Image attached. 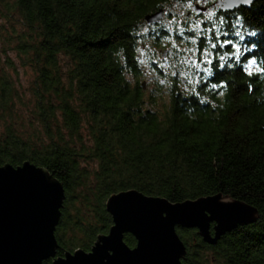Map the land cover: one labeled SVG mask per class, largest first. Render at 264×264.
Instances as JSON below:
<instances>
[{
	"label": "trees",
	"instance_id": "16d2710c",
	"mask_svg": "<svg viewBox=\"0 0 264 264\" xmlns=\"http://www.w3.org/2000/svg\"><path fill=\"white\" fill-rule=\"evenodd\" d=\"M199 1L5 4V19L20 26L10 43L34 78L27 96L16 83L20 71L9 55L15 50L0 49V167L29 161L63 184L57 256L89 251L113 224L106 210L109 197L134 189L172 203L223 194L255 207L254 223L238 226L215 245L204 242L196 229L177 227V232L187 246L183 264H264V74H248L264 66V0L232 11L207 2L219 8L218 15L234 14L227 17L232 26L215 19L199 34L185 29L180 42L195 39L188 44L194 57L201 59L207 48L213 63L197 64L187 74L171 71L169 98L160 110L155 106L164 86L159 83L147 94L140 83L145 16L161 8L166 14L173 2ZM156 27L152 37L158 43L170 33ZM222 31L241 46L254 41L249 48L258 63L245 68L246 61L226 58L225 67L215 68L219 55L235 52L231 45L219 46ZM253 31L256 36L249 35ZM185 82L189 87L182 89ZM68 232L73 239H66ZM124 240L136 245L131 234Z\"/></svg>",
	"mask_w": 264,
	"mask_h": 264
},
{
	"label": "water",
	"instance_id": "95a60500",
	"mask_svg": "<svg viewBox=\"0 0 264 264\" xmlns=\"http://www.w3.org/2000/svg\"><path fill=\"white\" fill-rule=\"evenodd\" d=\"M255 0H217L222 11L249 7ZM221 4L223 7H221ZM197 14L207 11L194 5ZM165 10L145 16L160 23ZM63 184L46 168L26 161L19 167H0V264H183L187 246L177 227L196 229L204 242L215 245L238 226L254 223L258 210L223 194L172 203L164 197L131 189L115 193L106 202L113 224L97 237L89 251L77 249L57 256L55 232L65 200ZM214 224V226H212ZM126 234L136 239L130 247Z\"/></svg>",
	"mask_w": 264,
	"mask_h": 264
},
{
	"label": "rangeland",
	"instance_id": "374dc122",
	"mask_svg": "<svg viewBox=\"0 0 264 264\" xmlns=\"http://www.w3.org/2000/svg\"><path fill=\"white\" fill-rule=\"evenodd\" d=\"M12 1L13 0H0V49L3 47L9 48V46H11L13 50H15L10 52L9 55L17 64L20 71L19 80L16 81V83L18 84L20 91L27 93L28 96L30 93H28L30 83L34 78V74L29 67H21L15 45L10 43L13 36L12 32L15 29H20V26L15 21L6 20L4 16L7 13L5 10V4ZM207 2L211 3V0H200L199 2L187 4L173 2L167 5L166 14L163 20L158 23V27L165 28L170 34L158 43H156L152 37L157 31V24L149 26L145 22V25L141 29V34L146 37L143 38V40L146 41L147 44L142 47V51L140 52V61L143 69L140 83L144 85V90L147 94L156 89L159 83L164 86V90H161L159 93L158 105L155 106L158 110L162 108L164 102H167L169 98L166 83L169 81L170 72L173 70L177 71L178 69L179 71L186 70L185 74H187L188 72H192L191 70L193 66L204 64L205 57L202 55V58L198 60L196 55L194 57L192 53L193 47H189L188 45L194 43L195 39L180 42V38L186 36L184 34L186 33L185 29L190 27L192 31L195 30V33L199 34L201 33V27L205 22L212 23L216 19V16H218V7ZM195 4L204 5L207 7V11L197 14V11L193 9ZM176 35H179V40L175 38ZM196 52L195 48V53ZM160 72L164 74V77H161ZM191 81L193 80L191 79ZM187 82H189V80H187ZM187 82L181 85L182 89L189 87L185 86ZM34 126L37 127V123L34 122ZM92 164V166L95 167V164ZM73 237L74 233L68 232L66 239H73ZM193 244L195 243L193 242Z\"/></svg>",
	"mask_w": 264,
	"mask_h": 264
},
{
	"label": "snow or ice",
	"instance_id": "6c2138e0",
	"mask_svg": "<svg viewBox=\"0 0 264 264\" xmlns=\"http://www.w3.org/2000/svg\"><path fill=\"white\" fill-rule=\"evenodd\" d=\"M211 2L213 4H215V0H211ZM246 2H251V0H246ZM221 7H223V5L221 4ZM230 15H234L232 13H224L222 15H218L216 16V19L218 20V22L220 24H224V25H228L229 27H231V22L230 20L227 18ZM220 35H222L223 37H225L224 40H222L219 44L220 47H224L226 45H231L233 48H235V52L229 54L228 52H225L224 54H221L218 56V60L217 63L215 64V68H223L225 67V64L223 63L225 61L226 58L228 59H233L235 60L236 63H244V67L247 68L248 65H256L258 63V60L255 58L257 53L255 51H253L252 48H249V43H251L253 45V48L255 47V42L254 41H249L248 43L243 44L242 46L239 43H233V41L231 39H227V37L229 36V32L228 31H222L220 33ZM234 36L240 37V40H244L243 35L241 34L240 31H235L233 33ZM250 36H256V32H250L249 33ZM213 39H218V37L214 34ZM211 47L213 49H217V43H211ZM245 53H247V55H245ZM202 55L205 57L204 59V63L205 64H212L213 61L210 58L211 57V53L208 52L207 48H204ZM249 57H253L252 59H249ZM230 66V65H229ZM205 71H208L207 68H205ZM210 75L212 73H209ZM250 76H253L254 78L264 74V66H261L260 68L257 69V71L255 73L249 72L248 73ZM217 84H213L212 87L215 88L217 87Z\"/></svg>",
	"mask_w": 264,
	"mask_h": 264
},
{
	"label": "flooded vegetation",
	"instance_id": "af4514ba",
	"mask_svg": "<svg viewBox=\"0 0 264 264\" xmlns=\"http://www.w3.org/2000/svg\"><path fill=\"white\" fill-rule=\"evenodd\" d=\"M196 5V4H195Z\"/></svg>",
	"mask_w": 264,
	"mask_h": 264
}]
</instances>
